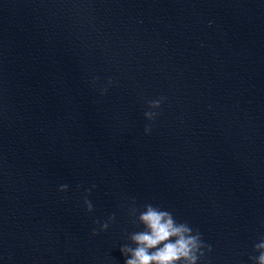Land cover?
Instances as JSON below:
<instances>
[{
  "label": "water",
  "instance_id": "obj_1",
  "mask_svg": "<svg viewBox=\"0 0 264 264\" xmlns=\"http://www.w3.org/2000/svg\"><path fill=\"white\" fill-rule=\"evenodd\" d=\"M146 205L257 264L264 0H0V264H125Z\"/></svg>",
  "mask_w": 264,
  "mask_h": 264
},
{
  "label": "clouds",
  "instance_id": "obj_2",
  "mask_svg": "<svg viewBox=\"0 0 264 264\" xmlns=\"http://www.w3.org/2000/svg\"><path fill=\"white\" fill-rule=\"evenodd\" d=\"M159 103L154 101L151 106L158 107ZM153 115L150 112L145 113L149 119ZM67 187L62 185L61 191L66 190ZM85 204L91 212L93 208L91 202L85 199ZM139 220L145 230L131 235L130 239L135 247L124 245L121 248L122 254L128 257L125 264H177L181 260L185 261V264H196L197 252L202 247L199 232L192 235L190 227L183 223L178 224L170 212L152 205L145 206V210L139 215ZM108 227V223H103L101 231H106ZM92 234L98 233L93 230ZM207 247L211 251V246L207 245ZM254 250L260 251V255L250 259L256 260L257 264H264V239L254 245Z\"/></svg>",
  "mask_w": 264,
  "mask_h": 264
}]
</instances>
